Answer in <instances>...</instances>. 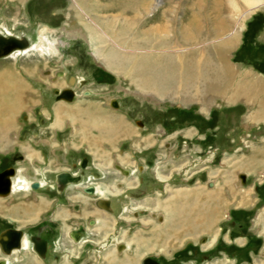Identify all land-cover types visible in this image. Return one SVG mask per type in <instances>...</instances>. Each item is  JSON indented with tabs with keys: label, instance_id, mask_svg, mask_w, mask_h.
<instances>
[{
	"label": "rangeland",
	"instance_id": "1",
	"mask_svg": "<svg viewBox=\"0 0 264 264\" xmlns=\"http://www.w3.org/2000/svg\"><path fill=\"white\" fill-rule=\"evenodd\" d=\"M167 4L171 6L167 7ZM175 4V0H160L159 6L150 11L146 17L156 16L161 10L172 8ZM71 10L74 13L78 12L77 6H74L71 0H0V35L23 36L28 39L29 45L34 43L42 46L40 51L32 50L25 54L0 58V80L2 86H5L0 90L2 91L0 124L4 120L8 124L6 127L4 124L0 126L3 129L0 134V170L12 167L16 171L17 178L29 182L32 177H36L50 186L54 185L56 173L76 172L75 169L71 170L70 161L63 153H54L51 150L53 144L67 143L73 128L69 122H63L67 115H62L64 126L61 130H56L55 120H52L55 115L49 112L56 109L55 91L66 88L68 84L66 78L75 76L78 83L75 85L72 99L74 109L78 108L77 105L81 101H89L96 97L103 99L108 107L110 106L108 100H115L118 107L114 110H118L120 118H125L122 126L131 128L141 136L140 138L151 144L154 143L148 151L141 152L145 154V158L156 165H161L163 161L170 165L168 166L170 169L176 168L177 170L170 173L174 176L178 173L180 181L176 185L190 187V191L193 187L200 186L209 189L213 194L218 193L221 197L219 199L223 206L215 215L212 208L215 201L214 196L211 195L212 202L209 197L202 198L201 206L196 205L193 209L188 207L190 213L186 211L184 221L186 223L190 221L191 231L185 233L184 241L179 240L177 248H168L167 254V250L164 252L165 249H155L150 257L165 264H264V218H262L264 204L262 201L258 202V193H256L260 180H264V168L252 171L253 169L246 166L247 163L253 165L257 159L255 153H252L253 150L264 148V119L253 121L248 118L254 110V104L251 102L254 100H238L230 103L219 97L209 98L207 101L188 102L172 99L167 93H170L175 86L170 90L168 85L166 88L163 86L160 90L157 86L159 77L155 74L152 76L153 81L148 82V71L116 67L114 62L119 57L112 58L114 54L111 56L107 52L102 54L98 49L101 47L105 48V51L126 55L115 46L119 41L116 42L115 38L106 36L99 41L94 36L88 35L83 30L82 23L74 20L76 15H73ZM175 10L174 17L181 22L185 21L188 12L194 9L189 0H180V5ZM208 10L210 11L209 8L206 11ZM262 10H264V0H259V3L250 6L242 4L233 17L232 27L223 34L220 42L232 36L236 37V42L227 52L226 62L229 66L248 70L253 76L264 81L260 74L239 62L247 63L249 57L240 50L237 51L242 45L241 39L244 34L248 43L252 38L254 40L257 29L255 32L248 31L254 15ZM204 12V9L201 10L197 16L200 14L203 18ZM81 20L87 21L85 17H81ZM102 22L104 21L98 20L97 25L104 30L103 25L100 24ZM263 39L264 37H261L260 40ZM204 45H207L206 42L200 40L196 48L201 49ZM205 56L211 55L205 53L201 57ZM220 67H216L215 70L221 72ZM59 72H63L65 78L58 77ZM238 75L240 76L239 72ZM239 78L234 82L237 83ZM18 83L26 88H24L26 98L21 100L23 104L15 99L18 97L16 95V91L19 90L16 87L20 85ZM88 90L92 93L84 97L82 91ZM160 92L166 93V96L160 95ZM255 103L259 107L258 102ZM237 104L244 107L246 116L241 120L233 121L234 125L229 131L232 142L230 151L210 149L198 151L188 144L190 140L180 136V131H177V128L183 124L178 122L177 115H208L209 112L224 111L225 108ZM63 106L72 107L71 104ZM240 108L237 111H240ZM182 131L184 134L188 133L187 130ZM131 144L132 142H123L120 146L121 154L130 159L142 155L140 152L136 153L134 150L136 148ZM25 148H29L30 151L36 149V153H29L35 155L37 162L30 161L28 154L23 151ZM17 157H22V160H18ZM135 173H139L137 168ZM239 175H244V183L241 182ZM89 180L94 182L90 178ZM86 182L83 181V184H87ZM208 183L211 187H208ZM81 185L79 183L77 187L82 188ZM43 188L13 192L8 199H12L10 202L13 203L16 198L12 197L16 195L25 200H29L30 197L45 198L46 193ZM53 194L55 195L54 191L49 192L48 195L52 197ZM243 194L247 196L246 200L236 204L235 197L239 199ZM187 198L186 196L185 199ZM0 202H2L1 197ZM197 209L198 211H195ZM127 210L129 208H126ZM206 211L211 212V216L205 214ZM199 212L201 229L197 226ZM122 216L125 219L120 221L121 226H128L129 221L126 220L129 217L128 213ZM158 217L162 219L161 215H155V220L159 221ZM208 218H210L209 223L205 222ZM141 219L144 217L142 216ZM137 226L140 224L137 223ZM192 226H195L196 230ZM139 228L137 227L138 230ZM208 228L212 230L207 231ZM216 235L218 242L210 245ZM201 238L210 241L205 245ZM112 243H115V240H112ZM57 250L59 251L58 248ZM239 250L244 252L240 253ZM142 255L143 251H138L135 257L137 262ZM2 256L0 254V258Z\"/></svg>",
	"mask_w": 264,
	"mask_h": 264
},
{
	"label": "crops",
	"instance_id": "2",
	"mask_svg": "<svg viewBox=\"0 0 264 264\" xmlns=\"http://www.w3.org/2000/svg\"><path fill=\"white\" fill-rule=\"evenodd\" d=\"M254 16L248 31L255 32L257 29L254 40L252 38L248 43L244 34L241 39L242 45L237 51L240 50L249 57L247 63L239 62L264 78V39L260 40L264 37V10L258 11ZM251 35L252 33L249 34ZM239 70L248 72L240 68ZM259 80L264 83L262 79ZM55 101L56 109L49 112L55 115L52 120H55L56 130H61L63 124L68 122L73 129L67 143L53 144L51 150L54 153H63L71 163L85 158L89 169L96 170L102 178L97 181L98 189L94 195H84L79 189L76 190L78 187H68L64 193L53 194L52 197L45 194V198H37L38 200L33 197L25 200L16 195L12 197L16 198L12 203L10 202L12 199H8L11 193L1 197L0 232L12 228L23 232L25 236L35 233L47 243L45 256H38L29 244L27 248L8 255L9 259L5 264H140L145 257H150L155 249H165L164 252L167 250V254L168 248L179 247V240L182 239L183 242L185 233L190 230V221L187 223L184 221L186 211L189 212L188 207L193 209L196 205L199 206L201 199H206L210 195L214 196L213 209L216 207V192L214 195L209 189L200 186L193 187L190 191L189 186L185 188L176 185L180 177L178 173L177 176L170 173L177 169H170L168 167L170 165L166 162L162 161L163 165H156L153 162L152 167L143 169L144 164L149 163V159L141 152L148 151L154 143L145 141L131 128L122 126L125 118H120L115 108L106 106L103 99L96 97L83 101L84 103L81 101L76 109L73 107V100L65 102L55 97ZM251 102L254 104V110L248 118L263 120V115L257 116L260 111L258 105L255 101ZM70 104L72 107L63 106ZM239 107L241 110L237 111ZM242 107L237 104L225 108L224 111L209 112L208 115H177L178 122L183 123L177 131H180V136L190 140L186 144H191V147L198 151L208 149L230 151L232 142L229 131L234 125V120H241L246 116ZM62 115L67 116L63 119ZM3 124L5 127L8 125L5 120L0 126ZM182 130H187L188 133L184 134ZM126 141L132 142L131 146L136 148L135 152H140L142 155L130 159L121 154L120 146ZM23 151L28 154L30 161L37 162L35 155L29 153H36V149L30 151L29 148H25ZM138 166L145 170V174L135 173ZM246 166L253 169L252 171L262 170L264 152L257 157L253 166L248 163ZM123 169L128 171L126 175L122 174ZM209 183L208 187H211ZM256 191L258 202L262 201L264 204V180H260ZM99 199L106 200L108 207L97 205ZM126 208L129 210L126 211ZM206 212L205 214L211 216V212ZM124 213L129 215L126 219L129 221L128 226L120 224V221L125 219L122 216ZM215 213L214 209L213 215ZM155 215H161L162 219L155 220ZM142 216L144 219H141ZM199 216L200 214L197 218L198 225L201 224ZM206 222L209 223L210 218ZM131 223L134 225H130ZM137 223L140 226H137ZM137 227H140L139 230ZM211 230V228L207 229V231ZM70 231L79 232L81 239L76 243L70 241L67 237ZM201 239L205 245L210 241ZM112 240H115V243H112ZM218 240L216 235L209 244H216ZM116 245L120 247L116 248ZM138 251H143L144 256L142 255L137 262L135 257Z\"/></svg>",
	"mask_w": 264,
	"mask_h": 264
},
{
	"label": "bare ground",
	"instance_id": "3",
	"mask_svg": "<svg viewBox=\"0 0 264 264\" xmlns=\"http://www.w3.org/2000/svg\"><path fill=\"white\" fill-rule=\"evenodd\" d=\"M175 1L176 6L172 5V8L161 10L156 16L150 18L146 16L149 15L150 11L159 6L160 0H71L73 5L77 6L78 12L74 13V11H71L73 15H76L74 16V20L82 23L83 30L88 35L94 36L99 41L103 40L104 36L115 38L116 42L119 41L115 46L130 56H121L122 54L118 52L105 51V48L101 47L98 49L102 54L105 52L109 53L110 56L114 54L115 56L112 55V58L119 57L114 62L116 67H129L132 70L142 69L148 71V82L153 81L152 76L155 74L159 77L157 79V86L160 90L163 89V86L166 88L168 85V90L175 86L170 93H167L171 95L172 99L180 102L192 100L207 101L209 98L215 97L223 98L226 102L252 99L259 104L258 108L260 111H258L257 116H264V83L258 78L253 77L248 73L249 71L241 72L238 70L239 68L229 66L226 62L227 52L230 46L236 42V37L232 36L228 40L220 42V39L224 36L223 34L232 27L234 23L233 17L236 14L237 8L241 7L242 4H249V6L257 4L259 0H189L194 10H191L192 12L189 11L184 19L185 21L181 22L177 21L174 17L175 9L180 5V0ZM170 6V4H167V7ZM208 8L210 9V11L208 10L209 12L206 11ZM203 9L205 10L203 18L200 17V14L197 16ZM81 17H85L87 21H82ZM98 20L104 21L100 23L103 25L104 30L98 27ZM200 40H204L207 45H204L201 49H197L196 44ZM32 50L40 51L42 50V46L31 43L28 49L15 51L11 56L25 54ZM205 53L211 56L202 58L201 56ZM216 67H220L222 71H218L220 72L218 73L215 70ZM59 73L58 77L65 78L63 72ZM238 77L240 78L235 83L234 80ZM68 78H66V84L68 83L66 86L74 93L75 85L78 83L77 77ZM18 84H20V87ZM18 84L16 85L18 86L16 88H19L16 91L18 97L15 99L22 103L26 98V91L21 83ZM0 85V90H3L5 86H2L1 80ZM91 93L88 90L82 91L81 94L85 97V95L89 96ZM159 94L166 96V93L163 92ZM111 101L108 100V103L110 104ZM57 116L59 117V115ZM2 131L3 129L0 127V134ZM263 152L264 150L257 149L253 150L252 153H255L257 158ZM123 170L125 171V169ZM94 175L100 174L94 172ZM86 178H89V176ZM34 183L38 184V187L34 189L40 187L50 189L53 186L36 177H32L31 181L27 182L14 176L11 179L10 193L33 189L32 185ZM18 187H22V189H18ZM246 197L243 194L239 199L235 197L234 200L236 204H240L246 200ZM219 198L221 197L217 193L216 207L214 208L216 213L223 206ZM97 202L100 206L108 207L106 201L103 202V200L99 199ZM195 211H198V209ZM192 227L194 228L195 226ZM29 239L26 236L22 238L20 249L27 248L29 244L32 246ZM2 255L0 261L5 264L9 258L8 255Z\"/></svg>",
	"mask_w": 264,
	"mask_h": 264
},
{
	"label": "water",
	"instance_id": "4",
	"mask_svg": "<svg viewBox=\"0 0 264 264\" xmlns=\"http://www.w3.org/2000/svg\"><path fill=\"white\" fill-rule=\"evenodd\" d=\"M29 47V41L25 37H17L11 35H0V58H5L10 56L15 51L26 50ZM72 78V76L70 77ZM56 99L70 102L74 97V93L71 89H63L62 91H55ZM110 107L117 108V102L112 100L110 102ZM20 160L22 157L19 158ZM123 175H126L127 172L121 170ZM15 176V170L13 168H8L0 172V197H6L11 192V179ZM97 176V175H95ZM239 178L242 183L245 181L244 175H239ZM80 181L79 175H72L67 172H61L56 175V183L59 186V190H62L68 184H77ZM33 189L38 187L37 183L32 185ZM22 189V187H18ZM85 192L91 193V190H86ZM74 241H77V236L75 234H70ZM24 237L23 232L15 229H7L0 233V249L5 255H10L14 250H20L21 241ZM30 243L33 245V250L40 256L43 257L46 251V242L38 237H30ZM0 264L4 262L0 261ZM141 264H158L154 260L146 258L142 261Z\"/></svg>",
	"mask_w": 264,
	"mask_h": 264
},
{
	"label": "flooded vegetation",
	"instance_id": "5",
	"mask_svg": "<svg viewBox=\"0 0 264 264\" xmlns=\"http://www.w3.org/2000/svg\"><path fill=\"white\" fill-rule=\"evenodd\" d=\"M67 88V87H66ZM63 90V89H62ZM62 90H60V91H62ZM55 97H56V95H55ZM20 157H17V159L18 160H20L19 159ZM133 158H135V157H133ZM22 160V159H21ZM152 161H150L149 160V163H147V164H144V169L145 168H147L148 169V167H150L151 165H152ZM70 167H71V170H76V172H68V171H61V172H68V173H70V174H72V175H79L80 176V181H79V183H80V185L81 184H83V181H87L86 183L87 184H83V185H81V186H84V187H82V188H80V186L78 187V188H76V190L77 189H79V191L82 193V194H84V195H94V194H96L97 193V181L98 180H100L102 177H101V175H97V176H95L94 175V172H96V170H91V169H87V162H86V159L85 158H82L80 161H78V162H76V163H71L70 162V165H69ZM152 167V166H151ZM8 168H12V167H6L5 169H3V170H0V172H2V171H4V170H6V169H8ZM142 167L141 166H138L137 167V171H139V173H137V174H145V170H143V169H141ZM14 169V168H13ZM61 172H59V173H61ZM15 173H16V171H15ZM97 173V172H96ZM58 173H56L55 175H54V185L53 186H51V188L49 189V188H43L44 189V191H45V193L47 194H49V192H52V191H54V193L55 194H59V193H64L65 192V190L68 188V187H77V185L79 184V183H77V184H70V185H66L62 190H59V186H58V184L56 183V175H57ZM97 174H99V173H97ZM89 176V178L92 180V181H94V182H89L90 180H89V178H86V177H88ZM86 179V180H85ZM153 179V178H152ZM85 189L86 190H91L92 192L91 193H85ZM104 201H106V200H103V202ZM116 201V200H115ZM108 203V202H107ZM106 203V204H107ZM96 204L97 205H99L98 204V202H96ZM108 205V204H107ZM106 207V206H105ZM8 229H12V228H8ZM7 230V229H6ZM3 231H5V230H3ZM2 231V232H3ZM1 233V232H0ZM24 234V233H23ZM70 234H75V235H78L77 236V241L76 242H78L80 239H81V234L79 233V232H72V231H70V232H68V234H67V237H68V239L70 240V241H72L73 243H76V242H74V239L71 237V235ZM25 236V235H24ZM27 238H30V237H38V238H40V239H42V240H44L42 237H40V236H38V235H36L35 233H33V234H31L30 236H26ZM45 241V240H44ZM46 242V241H45ZM245 246V245H244ZM32 247H33V245H32ZM120 247V245H116V248H119ZM46 251H47V243H46ZM46 251H45V254H46ZM58 251V250H57ZM238 252H240V253H243L244 251H242V250H239ZM0 253L1 254H4L2 251H1V249H0ZM36 253V252H35ZM37 254V253H36ZM45 254H44V256H45ZM38 255V254H37ZM39 256V255H38ZM146 258H149V259H151V260H154L155 262H157L158 264H165V263H163V262H161L160 260H158V259H156V258H153V257H145L144 259H146ZM143 259V260H144ZM142 260V261H143ZM142 261H141V263H142ZM140 263V264H141Z\"/></svg>",
	"mask_w": 264,
	"mask_h": 264
}]
</instances>
